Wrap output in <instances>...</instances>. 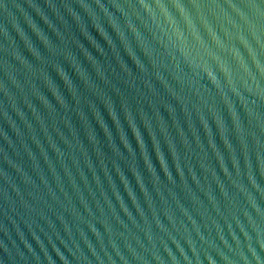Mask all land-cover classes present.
Segmentation results:
<instances>
[{
	"label": "water",
	"instance_id": "1",
	"mask_svg": "<svg viewBox=\"0 0 264 264\" xmlns=\"http://www.w3.org/2000/svg\"><path fill=\"white\" fill-rule=\"evenodd\" d=\"M0 264H264V0H0Z\"/></svg>",
	"mask_w": 264,
	"mask_h": 264
}]
</instances>
